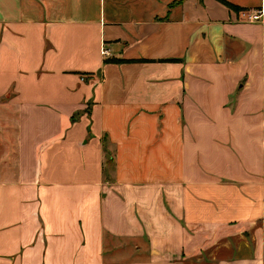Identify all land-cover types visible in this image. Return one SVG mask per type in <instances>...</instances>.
<instances>
[{
	"label": "crops",
	"instance_id": "crops-1",
	"mask_svg": "<svg viewBox=\"0 0 264 264\" xmlns=\"http://www.w3.org/2000/svg\"><path fill=\"white\" fill-rule=\"evenodd\" d=\"M223 1L0 0V264H264V0Z\"/></svg>",
	"mask_w": 264,
	"mask_h": 264
},
{
	"label": "built area",
	"instance_id": "built-area-1",
	"mask_svg": "<svg viewBox=\"0 0 264 264\" xmlns=\"http://www.w3.org/2000/svg\"><path fill=\"white\" fill-rule=\"evenodd\" d=\"M255 14H253L250 19L252 21H257L262 17V9H260L258 12H254ZM101 55L105 56L107 54V51H105L104 49H101Z\"/></svg>",
	"mask_w": 264,
	"mask_h": 264
},
{
	"label": "trees",
	"instance_id": "trees-1",
	"mask_svg": "<svg viewBox=\"0 0 264 264\" xmlns=\"http://www.w3.org/2000/svg\"><path fill=\"white\" fill-rule=\"evenodd\" d=\"M216 1L219 2L220 4L224 5L225 7H228V8H230V9L236 11V12L240 11L239 8H237V7L233 6V5H230L229 3L224 2L223 0H216Z\"/></svg>",
	"mask_w": 264,
	"mask_h": 264
},
{
	"label": "rangeland",
	"instance_id": "rangeland-1",
	"mask_svg": "<svg viewBox=\"0 0 264 264\" xmlns=\"http://www.w3.org/2000/svg\"><path fill=\"white\" fill-rule=\"evenodd\" d=\"M4 152V147H1L0 146V155L2 154ZM1 162H3V160L2 161H0V163ZM8 166H10V164H8ZM0 167H2L1 165H0ZM4 179V178H3Z\"/></svg>",
	"mask_w": 264,
	"mask_h": 264
}]
</instances>
